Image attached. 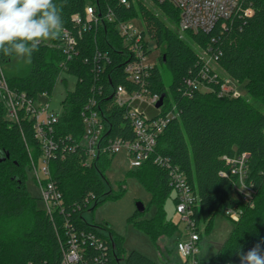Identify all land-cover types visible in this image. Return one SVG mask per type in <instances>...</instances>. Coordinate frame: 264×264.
Masks as SVG:
<instances>
[{
  "label": "trees",
  "instance_id": "1",
  "mask_svg": "<svg viewBox=\"0 0 264 264\" xmlns=\"http://www.w3.org/2000/svg\"><path fill=\"white\" fill-rule=\"evenodd\" d=\"M147 1L55 0L62 6L67 27L75 25L74 14L85 21V7H95L98 19L83 29L78 53L66 60L58 46L60 37L44 41L32 55L26 74L6 76L10 88L32 98L43 92L52 95L60 77L66 83L64 72L76 76L77 82L66 92L60 120L54 125L59 148L50 161V170L63 195V210L57 208L53 213L39 207L26 184L27 169H32V160L39 162L42 154L34 122L10 120L0 101V264H64L73 233L82 251L81 259L72 264H160L138 250L126 254L123 237L108 223L88 221L84 216L103 200L122 193L109 188L106 176L114 155H100L85 163V149L78 142L84 131L81 110L93 95L109 121L107 134L134 137L126 108L113 103V92L119 84L134 87L124 72L133 56L118 29L119 23L133 18H141L145 22L143 34L163 45L161 65L155 63L152 68L151 89L163 96V110L174 109L176 114L158 137L156 152L180 167L198 193L195 219L201 235V221L207 228L217 213L225 214L230 207L242 209L240 219L209 262L240 264L238 252H247L264 240V0H243L234 14L209 32L184 31L208 55L218 56L216 63L229 77L246 84L248 97L222 92L225 79L212 67L209 74L217 77L204 79L199 85L189 83L201 79L206 60L169 25L168 21L178 26L179 9L170 1L149 0L151 5ZM98 53L102 54L101 69L97 68ZM14 58L0 53V68ZM97 80L104 87L102 94L92 90ZM242 153L248 154L245 180L254 190L248 204L234 193L239 173L226 159ZM137 170L152 192L150 202L156 210L151 218H143L146 207L143 212L137 209L129 221L150 235L161 254L160 238L180 230V221L169 219L165 210L166 200L173 193L168 169L151 158Z\"/></svg>",
  "mask_w": 264,
  "mask_h": 264
},
{
  "label": "built area",
  "instance_id": "2",
  "mask_svg": "<svg viewBox=\"0 0 264 264\" xmlns=\"http://www.w3.org/2000/svg\"><path fill=\"white\" fill-rule=\"evenodd\" d=\"M121 1L128 3V0ZM158 1H170L179 9L178 27L182 31L209 32L219 21L226 20L234 14L240 8L243 0ZM97 19L95 7L88 4L85 7V21L79 14H74L75 25L73 27L64 26L58 46L64 52L66 60H71L78 53V44L82 38L83 29ZM110 19H112L111 15ZM118 29L125 38V46L133 56L126 62L124 72L127 80L133 83L134 87L128 88L124 84H119L113 92V103L126 108L125 116L130 121L134 137L130 139L109 136L107 134L109 121L101 111L98 97L91 96L81 110L84 131L80 142H78L85 149V163H91L100 155H115L125 148L131 159V166L134 168L141 166L151 158L155 163L167 168L170 185L176 198L175 210L181 215L180 222L185 223L184 231L176 241V252L187 264H211L199 255L202 235L195 219V207L199 203L198 193L194 191L185 172L180 167L171 164L168 158H164L156 152L158 137L164 132L176 113L174 109L165 112L163 110L164 99L163 103L158 105L162 96L151 89L150 78L155 63H150L148 60L150 48L147 37L143 34V29L134 27L130 21L119 23ZM96 57L98 58L97 68H103L104 65L100 66L99 63L102 54L98 53ZM103 57L107 63H110L107 55L104 54ZM209 58L210 60L205 59V66L200 71L201 79L189 81V83L199 85L204 79L210 81L217 77V74L210 76L209 67L214 69L211 61L216 62L218 56L209 55ZM99 82L93 85L92 90L102 94L104 87ZM222 92L233 96L240 95L230 89L227 81L222 84ZM50 97L51 95L47 92L41 93L38 98L29 97L23 91L10 88L6 75L3 72L0 74V101L6 106L7 117L12 121L31 119L34 122L35 136L41 145L42 154L39 162L32 160V169L40 187L44 208L49 213H53L63 205L62 192L52 179L50 170V161L57 155L56 151L59 148L58 141L54 138V125L60 120L63 105L61 110L54 109ZM64 153L65 151L61 152L62 155ZM226 159L236 165L235 170L239 173V182L235 185L234 193L240 197L243 203H250L254 190L245 180L248 154L242 153L239 157H226ZM226 213L233 219L239 220L242 209L230 207L226 209ZM71 238V249L65 254L64 264H72L81 259L82 250L79 247L78 239L74 233ZM92 238L99 242L98 239ZM98 246L101 247L102 243L99 242Z\"/></svg>",
  "mask_w": 264,
  "mask_h": 264
},
{
  "label": "rangeland",
  "instance_id": "3",
  "mask_svg": "<svg viewBox=\"0 0 264 264\" xmlns=\"http://www.w3.org/2000/svg\"><path fill=\"white\" fill-rule=\"evenodd\" d=\"M147 3H152L148 0ZM163 18L168 21L165 16ZM134 27L138 29L145 28V22L141 18H133L129 20ZM169 25L174 29L184 41H186L198 55H201L204 59L210 60L207 52L196 43L188 33L182 31L176 23L168 21ZM150 51L148 53V60L150 63L159 62V56L163 50V45L158 44L157 40L146 35ZM30 61L17 59L16 57L4 64L0 71L6 76L24 75L30 69ZM214 69L227 81L230 89L239 93V96L248 97L246 84L236 81L229 77L221 67L212 62ZM62 77L66 78V83L61 80V77L55 87L53 94L50 97L51 105L56 110H61L62 102L68 90L75 88L77 77L67 72L62 74ZM165 79L169 82L170 77L165 73ZM264 111V108L261 107ZM106 176L109 181V188L114 193H121L116 197H110L100 202L94 209V211H86L84 213L85 219L88 221H95L97 223H108L113 231L123 237V247L126 250V254H129L132 250H138L160 264L166 262L183 263V258L176 252V241L178 236L184 231L185 223L180 222V230H178L173 236H162L160 238V249L163 253L160 254L156 243L150 237V235L139 230L129 218L137 211V202L144 203L146 210L144 211L143 218H151L155 213V206L152 204V192L147 186L140 180L138 176L137 168L131 166V159L125 148H122L116 153L110 162L109 167L106 170ZM26 184L29 193L38 199L39 207H44V203L41 199V192L38 182L35 177L33 169H27ZM123 187V188H122ZM176 205L174 201V192L167 198L165 203V210L167 217L175 222L181 220V215L176 212ZM238 220L227 215V213H217L213 218V223L206 228V222H200L201 231L203 232L200 240V257L209 261L218 252L223 242L227 238L231 229ZM199 228V226H198ZM205 231V232H204ZM161 251V252H162Z\"/></svg>",
  "mask_w": 264,
  "mask_h": 264
},
{
  "label": "clouds",
  "instance_id": "4",
  "mask_svg": "<svg viewBox=\"0 0 264 264\" xmlns=\"http://www.w3.org/2000/svg\"><path fill=\"white\" fill-rule=\"evenodd\" d=\"M62 6L55 0H0V53L30 61L44 41L59 39ZM264 240L238 252L240 264H264Z\"/></svg>",
  "mask_w": 264,
  "mask_h": 264
},
{
  "label": "water",
  "instance_id": "5",
  "mask_svg": "<svg viewBox=\"0 0 264 264\" xmlns=\"http://www.w3.org/2000/svg\"><path fill=\"white\" fill-rule=\"evenodd\" d=\"M163 103V96L161 97L158 105H161ZM137 209L140 211V212H143L145 210V205L143 202L141 201H138L137 202Z\"/></svg>",
  "mask_w": 264,
  "mask_h": 264
}]
</instances>
